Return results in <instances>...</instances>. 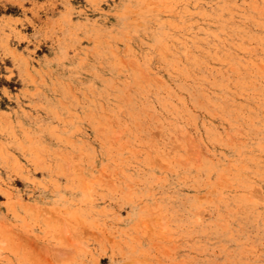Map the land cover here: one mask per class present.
Masks as SVG:
<instances>
[{
	"label": "rangeland",
	"instance_id": "1",
	"mask_svg": "<svg viewBox=\"0 0 264 264\" xmlns=\"http://www.w3.org/2000/svg\"><path fill=\"white\" fill-rule=\"evenodd\" d=\"M0 264H264V0H0Z\"/></svg>",
	"mask_w": 264,
	"mask_h": 264
},
{
	"label": "bare ground",
	"instance_id": "2",
	"mask_svg": "<svg viewBox=\"0 0 264 264\" xmlns=\"http://www.w3.org/2000/svg\"><path fill=\"white\" fill-rule=\"evenodd\" d=\"M227 24V23H226ZM240 26V25H239ZM242 27V26H241ZM222 29V28H221ZM213 32V31H212ZM237 36V35H236ZM243 37V36H242ZM239 38V37H238ZM222 39V38H221ZM227 39V38H226ZM247 40V39H246ZM229 44V43H228ZM240 46V45H239ZM244 46V45H243ZM215 49V48H214ZM240 50H242V49H240ZM260 52V51H259ZM247 53V52H246ZM205 60V59H204ZM222 60V59H221ZM192 61H194V60H192ZM207 62V61H206ZM251 62H253L252 60H251ZM241 64V63H240ZM233 65H235V64H233ZM232 65V66H233ZM237 66V65H236ZM250 67V66H249ZM252 67V66H251ZM176 70V69H175ZM234 70H236V69H234ZM214 73V72H213ZM239 75V74H238ZM216 76V75H215ZM186 77V76H185ZM231 77V76H230ZM251 77V76H250ZM193 78V77H192ZM206 78H207V76H206ZM188 79V78H187ZM186 81V80H185ZM228 82V81H227ZM190 84V83H189ZM168 85V84H167ZM158 86H159V84H158ZM219 86V85H218ZM148 87V86H147ZM162 87V86H161ZM165 87V86H164ZM205 87V86H204ZM200 88V87H199ZM143 89V88H142ZM146 89V88H145ZM187 89V88H186ZM210 90V89H209ZM233 90V89H232ZM142 91V90H141ZM161 91V90H160ZM174 91V90H173ZM146 92V91H145ZM182 92V91H181ZM186 92V91H185ZM188 92V91H187ZM195 92V91H194ZM227 92V91H226ZM256 92V91H255ZM201 93V92H200ZM176 94V93H175ZM196 95V94H195ZM222 95V94H221ZM232 95H233V93H232ZM166 96V95H165ZM241 96V95H240ZM155 98V97H154ZM193 99V98H192ZM210 99V98H209ZM185 100V99H184ZM191 100V99H190ZM213 100V99H212ZM160 101V100H159ZM159 101H158V103H159ZM163 101V100H162ZM190 102V101H189ZM202 102V101H201ZM211 102V101H210ZM234 102V101H233ZM173 103V102H172ZM176 103V102H175ZM181 103V102H180ZM185 103V102H184ZM187 103V102H186ZM194 103H196V102H194ZM245 103V102H244ZM197 106V105H196ZM205 106V105H204ZM220 106V105H219ZM145 107V106H144ZM182 107V106H181ZM251 107H252V105H251ZM146 108H148V107H146ZM184 108V107H183ZM197 108V107H196ZM151 109V108H150ZM178 109V108H177ZM189 110V109H188ZM202 110V109H201ZM236 110H238V109H236ZM205 112V111H204ZM163 113V112H162ZM175 115H177V114H174V116ZM253 115V114H252ZM237 116V115H236ZM256 117V116H255ZM166 118V117H165ZM216 118V117H215ZM220 118V117H219ZM231 118V117H230ZM181 120H182V118H181ZM180 121V120H179ZM244 121V120H243ZM161 122V121H160ZM189 122V121H188ZM191 122V121H190ZM196 123V122H195ZM138 124V123H137ZM148 124H150V123H148ZM183 124V123H182ZM202 124V123H201ZM146 126V125H145ZM197 126V125H196ZM183 127V126H182ZM232 127V126H231ZM141 128V127H140ZM147 128V127H146ZM185 129H187V128H185ZM179 131V130H178ZM170 132V131H169ZM175 132V131H174ZM195 132V131H194ZM214 132V131H213ZM244 132V131H243ZM248 132V131H247ZM212 133V132H211ZM171 134H173V133H171ZM187 134V133H186ZM193 134V133H192ZM247 134V133H246ZM145 135V134H144ZM174 135H175V133H174ZM189 133H188V137H187V139L186 138H184V139H186L187 140V142H188V140H189ZM193 136V135H192ZM175 137V136H174ZM199 137V136H198ZM183 138V137H182ZM261 138V137H260ZM180 139V138H179ZM247 139V138H246ZM226 140V139H225ZM191 141V140H190ZM132 142V141H131ZM179 142V141H178ZM202 143V142H201ZM232 143V142H231ZM189 144V143H188ZM194 144V142L191 144V145H193ZM260 144V143H259ZM152 146V145H151ZM215 146V145H214ZM181 147V146H180ZM192 147V149H193V146H191ZM190 147V148H191ZM254 147V146H253ZM151 148V147H150ZM194 148H195V146H194ZM197 148V147H196ZM140 149V148H139ZM192 149H190V150H188V152L190 151V152H192V154H190L189 153V155H193L194 154V152H193V150ZM257 149V148H256ZM159 151H160V149H159ZM208 151H210V150H208ZM197 152V151H196ZM115 153V152H114ZM161 153V152H160ZM257 153V152H256ZM201 154V153H200ZM199 154V155H200ZM156 155V154H155ZM165 155V154H164ZM175 155V154H174ZM198 155V156H199ZM205 155V154H204ZM197 156V157H198ZM157 157V156H156ZM166 157V156H165ZM191 157V156H190ZM194 157V156H193ZM192 157V160L194 159ZM205 157H207V156H205ZM254 157V156H253ZM187 159V158H186ZM234 159V158H233ZM157 160V159H156ZM159 160V159H158ZM188 160V159H187ZM186 160V161H187ZM191 160V159H190ZM195 160V159H194ZM145 161H146V159H145ZM144 161V162H145ZM159 161H161V160H159ZM185 161V162H186ZM199 161V160H198ZM202 161V160H201ZM204 161V160H203ZM225 161V160H224ZM131 162V161H130ZM195 162V161H194ZM200 162V161H199ZM151 163V162H150ZM205 163V162H204ZM203 163V164H204ZM153 164H154V162H153ZM162 164V163H161ZM196 164V163H195ZM198 165V164H197ZM201 165V164H200ZM199 165V166H200ZM261 165V164H260ZM251 166V165H250ZM255 167V166H254ZM174 173V172H173ZM178 204V203H177ZM230 215V214H229ZM196 224V223H195ZM232 227V226H231ZM194 228V227H193ZM220 228V227H219ZM198 229V228H197ZM250 229V228H249ZM179 231V230H178ZM190 232V231H189ZM208 234V233H207ZM250 241V240H249ZM174 246V245H173ZM187 256H189V255H187ZM209 260V259H208ZM195 261V260H194ZM222 263V262H221Z\"/></svg>",
	"mask_w": 264,
	"mask_h": 264
}]
</instances>
